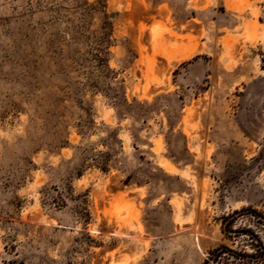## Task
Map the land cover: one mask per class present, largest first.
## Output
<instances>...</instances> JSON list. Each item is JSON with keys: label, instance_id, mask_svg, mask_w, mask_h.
Wrapping results in <instances>:
<instances>
[{"label": "rangeland", "instance_id": "374dc122", "mask_svg": "<svg viewBox=\"0 0 264 264\" xmlns=\"http://www.w3.org/2000/svg\"><path fill=\"white\" fill-rule=\"evenodd\" d=\"M222 246L264 264V0H0V264Z\"/></svg>", "mask_w": 264, "mask_h": 264}, {"label": "trees", "instance_id": "16d2710c", "mask_svg": "<svg viewBox=\"0 0 264 264\" xmlns=\"http://www.w3.org/2000/svg\"><path fill=\"white\" fill-rule=\"evenodd\" d=\"M249 258H253V256H245ZM239 255L234 252L233 250H230L229 248L222 246L220 248H217L209 253L208 258L205 260L203 264H224L230 263L235 264L238 263Z\"/></svg>", "mask_w": 264, "mask_h": 264}]
</instances>
